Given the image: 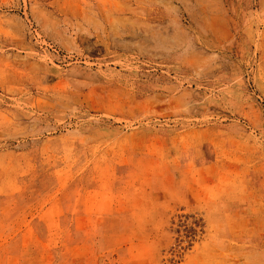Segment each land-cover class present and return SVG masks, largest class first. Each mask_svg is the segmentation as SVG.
<instances>
[{
	"label": "rangeland",
	"instance_id": "rangeland-1",
	"mask_svg": "<svg viewBox=\"0 0 264 264\" xmlns=\"http://www.w3.org/2000/svg\"><path fill=\"white\" fill-rule=\"evenodd\" d=\"M0 264H264V0H0Z\"/></svg>",
	"mask_w": 264,
	"mask_h": 264
}]
</instances>
